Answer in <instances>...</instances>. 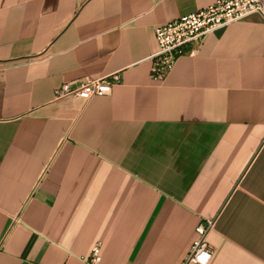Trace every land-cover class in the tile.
Instances as JSON below:
<instances>
[{
    "label": "crops",
    "instance_id": "0c3cea01",
    "mask_svg": "<svg viewBox=\"0 0 264 264\" xmlns=\"http://www.w3.org/2000/svg\"><path fill=\"white\" fill-rule=\"evenodd\" d=\"M213 1L0 0V264H179L208 220V264H264L263 17L151 72L154 28Z\"/></svg>",
    "mask_w": 264,
    "mask_h": 264
},
{
    "label": "built area",
    "instance_id": "2783aa9c",
    "mask_svg": "<svg viewBox=\"0 0 264 264\" xmlns=\"http://www.w3.org/2000/svg\"><path fill=\"white\" fill-rule=\"evenodd\" d=\"M258 13L264 19V0H214L212 3L182 16L157 25L154 35L157 50L151 55V72L154 77H162L169 71L176 57L183 52L185 45L200 42L205 35L217 28L240 20L249 14ZM120 80L118 72L105 76L79 81L75 84L62 83L56 90V96L75 95L84 99L109 94L112 86ZM211 226L196 227L197 237L193 240L187 254L179 264H208L212 246L207 240ZM101 242L96 241L89 254L84 258L86 264H101Z\"/></svg>",
    "mask_w": 264,
    "mask_h": 264
}]
</instances>
